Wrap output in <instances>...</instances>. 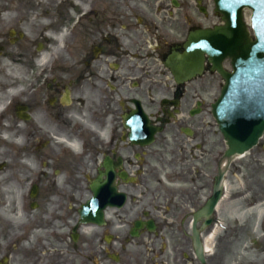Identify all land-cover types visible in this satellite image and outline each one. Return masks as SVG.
I'll list each match as a JSON object with an SVG mask.
<instances>
[{"label": "flooded vegetation", "instance_id": "flooded-vegetation-1", "mask_svg": "<svg viewBox=\"0 0 264 264\" xmlns=\"http://www.w3.org/2000/svg\"><path fill=\"white\" fill-rule=\"evenodd\" d=\"M5 2L12 1L0 5V149L4 132L30 144L25 156L37 171L23 166L21 146L10 147L16 181L28 186L21 211L49 230L35 239L8 230L0 183V264H68L71 252L86 264L78 210L94 180L125 197L104 209L95 253H115L116 263L141 244L145 264H199L190 224L212 195L222 158L211 114L216 74L205 62L203 75L176 81L164 60L182 52L191 31L215 25L211 1ZM14 66L26 69L17 82L8 75ZM11 168L0 160V173ZM207 220L214 213L198 226Z\"/></svg>", "mask_w": 264, "mask_h": 264}, {"label": "water", "instance_id": "water-1", "mask_svg": "<svg viewBox=\"0 0 264 264\" xmlns=\"http://www.w3.org/2000/svg\"><path fill=\"white\" fill-rule=\"evenodd\" d=\"M214 11L223 24L212 29L197 30L189 34L181 54H170L165 65L177 81L200 75L204 55L223 79L219 96L212 104V115L222 135L226 149L223 158L227 162L243 155L257 145L264 133V0H212ZM243 9L251 10L250 23L253 36L243 21ZM229 59L231 71L223 68ZM223 170L219 169L213 195L201 209V215H210L221 196ZM110 182V181H108ZM93 196L79 210L80 223L103 224L102 210L105 206H121L112 189L99 190L97 181L92 184ZM197 216L192 223L195 254L201 264L205 259L201 251Z\"/></svg>", "mask_w": 264, "mask_h": 264}, {"label": "rangeland", "instance_id": "rangeland-1", "mask_svg": "<svg viewBox=\"0 0 264 264\" xmlns=\"http://www.w3.org/2000/svg\"><path fill=\"white\" fill-rule=\"evenodd\" d=\"M3 1L0 0V5ZM11 1L15 3L16 0ZM12 2H5L4 5L15 6ZM25 71L23 66H14L8 75L17 82L20 77H23ZM16 82L12 83L13 86ZM221 85L222 80L215 76L212 99L218 96ZM19 88L20 85H16L12 89ZM220 139L217 134L216 141ZM3 140L7 144V149H0L2 152L0 160L7 161V164L12 167L11 170L0 173L4 201L1 211L5 216L8 230L16 231L15 234L24 231L27 235H33L34 239L43 237L46 234L42 235L41 232L49 229L42 228L35 219L21 211V206L26 202L28 186L18 184L16 181L19 175L18 170H13L16 167V160L10 149L15 144L21 146L20 148L25 151L23 166L37 171L38 165L33 164L25 156L31 152L30 144H27L22 137L15 141L11 132H4L1 141ZM224 149V143H221L217 146L216 152L220 155ZM24 208L23 210L30 211L28 206ZM74 220L69 224H72ZM95 232V229H91L88 233H81L86 240L84 247L88 259L86 264H91L92 258L96 255L93 249L94 244L100 243L94 236ZM203 239L208 246V251L205 253L207 264H264V134L258 145L251 151L233 158L224 179V196L216 208L213 224L204 233ZM49 242L47 245L56 243L53 239ZM166 245H168L167 241L162 246L158 243L154 247L159 250L160 246L164 249ZM132 254L135 261L142 264L145 259V247L141 244L137 245ZM125 255L126 252H123L122 259ZM71 257L72 260L68 264H82V259L75 256L73 252ZM124 260L126 261V258Z\"/></svg>", "mask_w": 264, "mask_h": 264}, {"label": "bare ground", "instance_id": "bare-ground-1", "mask_svg": "<svg viewBox=\"0 0 264 264\" xmlns=\"http://www.w3.org/2000/svg\"><path fill=\"white\" fill-rule=\"evenodd\" d=\"M224 164H225V161H222L221 166H224ZM207 251H208V246H206V244H205V252H207Z\"/></svg>", "mask_w": 264, "mask_h": 264}]
</instances>
